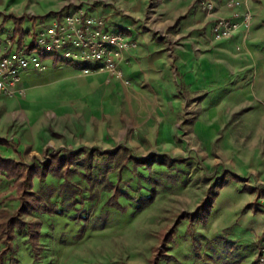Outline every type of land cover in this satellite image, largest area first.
<instances>
[{"label": "rangeland", "instance_id": "1", "mask_svg": "<svg viewBox=\"0 0 264 264\" xmlns=\"http://www.w3.org/2000/svg\"><path fill=\"white\" fill-rule=\"evenodd\" d=\"M13 1L0 0L2 15ZM102 1L29 0L19 13L2 16L0 41L13 38L16 48L23 39L30 46L41 29L77 9L115 26L127 23L113 6L112 15L103 14L110 6ZM151 2L145 26L129 22L139 35L163 37L160 53L172 57L174 89L181 40L169 34L178 24L169 28L154 21ZM245 15H251L252 24L254 16L249 10ZM15 17L23 19L20 32ZM53 59L43 58V72H23L12 95L0 94V138L11 143L0 145V157L29 167L44 163L52 151L81 150L82 159H92L91 168L77 161L68 184L53 176L35 179V191L61 214L34 215L42 221L39 253L26 230H17L5 264H154L163 233L173 228L169 250L158 264H255L264 243V83L256 72L246 76L245 86L232 87L230 67L205 69L197 79L199 91L182 86L165 100L156 85L134 83L124 74L85 76ZM213 81L222 86L208 85ZM234 88L251 89L252 95L232 110ZM109 151L118 155H100ZM131 157H164L167 164L138 168L127 162ZM116 185L125 213L106 205ZM12 186L2 177L0 211L14 213L19 207ZM208 198L213 202L205 206Z\"/></svg>", "mask_w": 264, "mask_h": 264}, {"label": "crops", "instance_id": "2", "mask_svg": "<svg viewBox=\"0 0 264 264\" xmlns=\"http://www.w3.org/2000/svg\"><path fill=\"white\" fill-rule=\"evenodd\" d=\"M28 1L14 0L10 11L14 12V15L19 13L21 11L20 6H24L25 2L28 3ZM151 1H102L103 4L110 6L101 11L103 14L112 15L113 6L127 16L128 20L125 24L119 23V18H115V21L119 23L118 25L115 26L113 20L109 23L114 30L123 32L128 39L137 43V48L125 54L120 64L122 73L134 83L142 82L141 85L149 83L151 87L156 85L159 89L162 88L161 91L165 100H170L173 94L178 95L182 86L185 88L189 86L193 92L199 91L200 85L197 79L203 78V71L209 70V68L215 70L216 68L226 69L230 67L232 87L235 85L245 86L244 79L246 76H250L252 70L256 72L260 84L264 83V0H245L244 2L241 0L240 6L232 8L227 6V0H223L217 4L213 13L203 11L197 0H155L153 13L149 16L154 21L160 22L161 26L167 24L166 26L171 28L178 24L175 32L169 34L174 40H181V46H179L175 59L179 87L176 86L174 89H172L170 80L172 57L167 56V52L160 53V50H165V47L160 46L163 37L153 39L151 32L139 35L138 26L130 23L137 21L143 26L146 25L143 22L147 16V9L152 4ZM247 10L254 16L253 23L248 30L242 27L232 38L223 43L212 41V29L216 19L226 18L242 23ZM10 11L3 13V15L0 12V19L2 16L8 18L7 13ZM15 18L22 19L21 17ZM1 24L0 21V27ZM152 75L157 79L156 84L152 80L153 77L150 78ZM212 80L217 81L214 76ZM210 83L208 85L213 88L214 86H222L220 83L215 85L217 82L214 81ZM243 90L245 89L236 90L234 88V92L231 94V102L234 103L232 110L240 105L237 103L251 99V89H247L245 92Z\"/></svg>", "mask_w": 264, "mask_h": 264}, {"label": "built area", "instance_id": "3", "mask_svg": "<svg viewBox=\"0 0 264 264\" xmlns=\"http://www.w3.org/2000/svg\"><path fill=\"white\" fill-rule=\"evenodd\" d=\"M223 0H198L199 6L213 13ZM229 8L241 5L239 0H227ZM251 15H245L242 23L218 18L213 25L216 40L230 39L243 27H250ZM137 48V43L127 38L101 16H90L82 9L61 15L34 35L33 43L27 46L23 39L15 48L14 39L0 41V94L12 95L22 80V73L33 70L43 72V58L52 57L79 69L89 76L107 74L121 78L120 64L125 54ZM260 261L264 262V243Z\"/></svg>", "mask_w": 264, "mask_h": 264}, {"label": "trees", "instance_id": "4", "mask_svg": "<svg viewBox=\"0 0 264 264\" xmlns=\"http://www.w3.org/2000/svg\"><path fill=\"white\" fill-rule=\"evenodd\" d=\"M15 23L16 32H20L23 19H15ZM0 145L11 146V143L0 138ZM100 155L112 158L118 155V151L104 152ZM82 158L83 152L81 150L52 151L44 163L26 167L22 161L0 157V182L2 177L13 182L12 190L15 192L13 198L19 202V207L14 213L0 211V242L3 244V249L0 253V264H5L6 257L14 250L13 242L16 238L17 230H26L35 252L39 253L41 251L42 221L35 218L34 215H60L61 212L51 202L47 201L44 196L35 191L34 181L35 179L45 180L47 177L53 176L57 179H64L65 183L68 184L70 178L77 173V168L74 167L77 161H81L82 165L87 164V169L90 170L92 159L90 157L86 160ZM132 161L138 168L145 169H149L154 165L162 166L167 164L164 157H155L153 160L132 157L127 159V162ZM122 197L124 195L120 187L116 185L113 187V194L106 205L121 213H125L127 208L120 202ZM151 198L143 199V204H146ZM212 202L213 200L208 198L205 206L211 205ZM174 231L175 228L170 233H163L160 246L156 249L158 257L154 259V264L159 263V257L166 256L169 250L167 244ZM259 261L260 256H258L256 263Z\"/></svg>", "mask_w": 264, "mask_h": 264}]
</instances>
